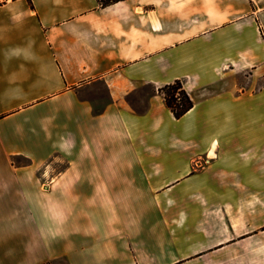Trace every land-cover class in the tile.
<instances>
[{"label": "crops", "instance_id": "1", "mask_svg": "<svg viewBox=\"0 0 264 264\" xmlns=\"http://www.w3.org/2000/svg\"><path fill=\"white\" fill-rule=\"evenodd\" d=\"M224 3L0 0V264H74L79 237L103 264L126 242L107 223L110 180L124 196L143 169L195 168L233 136V94L199 65L227 47ZM177 79L194 103L179 119L159 91Z\"/></svg>", "mask_w": 264, "mask_h": 264}, {"label": "rangeland", "instance_id": "2", "mask_svg": "<svg viewBox=\"0 0 264 264\" xmlns=\"http://www.w3.org/2000/svg\"><path fill=\"white\" fill-rule=\"evenodd\" d=\"M224 1L233 13L232 33L221 32L227 47L199 65L211 68L222 94H233V136L219 138L215 156L214 142L193 153L195 168L143 169L142 180H126L124 196L117 197L123 185L112 188L110 180L107 223L124 227L126 242L110 244L103 264H264V0ZM64 165L58 161L53 173ZM53 182L40 180V187ZM76 243L74 264L101 263L91 252L96 243ZM43 264L70 262L60 256Z\"/></svg>", "mask_w": 264, "mask_h": 264}, {"label": "trees", "instance_id": "3", "mask_svg": "<svg viewBox=\"0 0 264 264\" xmlns=\"http://www.w3.org/2000/svg\"><path fill=\"white\" fill-rule=\"evenodd\" d=\"M97 1L101 7H106L122 0ZM159 91L163 94L167 107L170 109L176 119L181 118L194 105L192 99L183 88L182 82L179 79L166 84L165 86L161 87Z\"/></svg>", "mask_w": 264, "mask_h": 264}, {"label": "bare ground", "instance_id": "4", "mask_svg": "<svg viewBox=\"0 0 264 264\" xmlns=\"http://www.w3.org/2000/svg\"><path fill=\"white\" fill-rule=\"evenodd\" d=\"M215 143H216V141H214V143H213V147H212V149L210 150V153L213 155V156H215V151H214V149H215Z\"/></svg>", "mask_w": 264, "mask_h": 264}]
</instances>
